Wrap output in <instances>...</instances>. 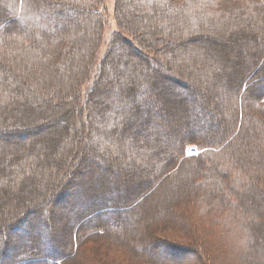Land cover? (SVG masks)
Masks as SVG:
<instances>
[{"label":"trees","instance_id":"1","mask_svg":"<svg viewBox=\"0 0 264 264\" xmlns=\"http://www.w3.org/2000/svg\"><path fill=\"white\" fill-rule=\"evenodd\" d=\"M107 1L0 0V264H213L214 259L200 246L205 244L199 242L193 227L186 236L194 232L196 242H191L196 244L194 248L169 244L154 235L162 224L173 231L184 227L188 232L190 224L183 223V219L187 220L178 209L194 200L211 211H225V222L231 219V224L240 228L241 231L232 230L241 237L239 264H264V253L259 252L264 247V0H143L144 7H150L151 19H157L156 31L163 38L150 35L152 32L145 38L140 29L125 21L122 0H112L116 30L108 37L106 51L96 55L87 41L89 35L94 41L103 35ZM190 27L192 33L186 30ZM245 31L256 35L248 43L256 45L257 53L241 63L238 76H231L227 87L222 89V129L207 137L200 136L182 122L176 132H182L183 138L173 135L167 144L163 141L162 147L143 139L142 147L134 144L126 153L123 146L116 145V139L123 132L126 134L129 126L124 128L122 124L110 133L99 132L100 126H107L106 118L115 126L119 119L123 123L124 116L134 118V111L151 99L143 91L155 93L158 80L189 95L192 86L186 80L187 75L172 71L174 65H169L174 57L179 59L176 49L180 43L204 38L212 44L213 37L227 32L232 39H242L238 40L242 44ZM121 46L131 48L143 69L136 67L133 76L136 81L132 78L122 92L134 111L122 113L117 119L112 117L115 114L112 108L97 109L91 103L101 91L104 67L114 65L111 55L115 47ZM134 62V58H129L122 64L124 73L132 71ZM146 69L150 70L147 76ZM140 78L141 82L144 79L143 85L138 82ZM136 98L140 99L138 103ZM93 110L99 116L96 121L90 116ZM55 113L59 118H70L69 133L77 131L74 143L70 141L69 145H66L69 138L64 135L63 151L61 146L57 148L55 139L27 135L37 134L38 125ZM91 137L108 142L121 157L128 154L131 165L148 173L145 189L139 195L142 197L139 206L145 200L148 213L128 219L135 228L131 231L122 228L125 224L120 213L129 209L131 202L139 203L140 197L134 198L137 191L130 195L121 190L120 197L126 196L124 202L117 195H110L96 203L99 200L96 197L88 200L81 195L75 173H70L75 164L84 166L83 157L76 158L74 164L71 159L77 155L80 144ZM172 143L176 149L170 152L171 159L167 161L164 151ZM193 144L200 153L185 156V147ZM116 146L120 147L116 150ZM55 149L59 159L52 157ZM94 158L98 160V154ZM187 178L192 184L174 201L171 215L165 211L153 215L156 191L172 181ZM51 193H55L53 198L59 204L56 210H51L52 215H60L57 219L66 220L62 210L67 205L73 210L68 229H63V244L51 228L52 215L46 220H32L29 228L34 233L24 228L29 215L35 216V207H39L34 204L28 209L30 204L24 206L25 202L30 203L29 199L35 202L37 198L39 203L44 202ZM103 212H107L105 216ZM87 215L92 216L85 220ZM97 219L102 222H95ZM218 220L222 222L224 218ZM13 230L19 231L16 242L2 240V233ZM37 239L38 248L43 246L42 254L35 252L34 244L27 246L35 240L37 243ZM174 249L182 252L179 262L148 255L174 254Z\"/></svg>","mask_w":264,"mask_h":264},{"label":"rangeland","instance_id":"2","mask_svg":"<svg viewBox=\"0 0 264 264\" xmlns=\"http://www.w3.org/2000/svg\"><path fill=\"white\" fill-rule=\"evenodd\" d=\"M142 1L143 0L121 1V8L123 16L125 17V21L127 23H132L135 28L140 29L142 33L145 34V38H147L148 34L151 32L152 33L150 35H158L159 38H163V34L156 31V29H158L157 19H153V17L151 19V14H149L148 11V9L150 10V7L148 9L144 7V3ZM106 4L107 22L103 28V35H101L99 39L97 38L96 41L93 40L94 37H92V35H89L90 37L87 41L89 42V46L93 48L94 52L96 51V55H101L106 51V48L109 47L108 37L116 30L112 16V0H108ZM147 14L149 17H146ZM68 15L73 14L68 13ZM186 30L189 33L194 31L191 27ZM226 33H220L213 37L214 40L212 39V44L207 39L198 38L197 40L180 43V45H178L176 50L177 55H179V59L176 60L177 58L173 56L175 59L173 61H169V65L172 67L174 65L172 71H177L180 74L187 75L186 80H188L192 86V89L190 88L188 90L189 95L185 96L178 92L177 88L168 87L163 81L158 80L160 84L157 86L155 93L153 92L154 94L151 93V91H143L145 95H151V99L148 104L141 106V108H139V110L137 109L136 111L132 109V103H130L127 97L123 99L122 92L124 89H126V87H129V82H131L132 78H134L136 81V76L133 77L135 72L134 70H136V67H138L137 69H143L141 65L142 63L140 62V59L132 53L131 48L123 46L115 47L111 55L114 65L112 66L110 64L104 67L101 91H99L97 95L93 96V101L91 104L97 109H103L104 107H107L108 109L112 108V112H115L114 116H112L113 118L118 119L122 113L133 111L135 112V117L131 118L133 117L131 116L129 118L124 116L123 123L122 120L119 119L117 120L116 126L114 123L110 125V118H106L108 124L106 127L100 126L101 129L99 132L106 131L110 133L113 128L120 129L122 124L124 125V128L125 125L127 127L129 126L126 134L123 132V134L118 139H116V145L123 146L126 153L129 151L130 147H134V144H137L136 146L139 145V148L142 147L140 146V143L143 139V141L151 140L155 146L159 145V147H162V144L164 142L167 144L173 135L175 136L174 138H178V136L183 138V135L181 134L182 132H176L177 125L181 126V124H183L182 122H185L183 125H187L188 128H190V131L200 136L205 135L207 137L208 134L212 135L214 130L219 131V129H222L223 123L221 121V117L223 114L221 113V102L224 99L222 89L227 87V82L231 76L236 77L239 69H241V63L244 64L249 56L257 53L256 45H249L248 43L249 40H254L253 37L257 38L256 35L253 36L254 33L245 31L241 37L245 39L244 43L242 44L238 43V40L242 39H232L231 37H228ZM207 36L209 35L207 34ZM97 41L98 44L96 45ZM129 58H134L136 61L134 63H137V65L134 64L131 66V72L124 73L122 64H126ZM200 71H203V73H200ZM144 72L146 73L145 76L150 74L149 69H146ZM215 77L216 80L214 79ZM141 81V78L138 79V82L142 83L143 85L144 79L143 82ZM117 85L118 89H116ZM135 101L138 103L140 99L136 98ZM61 107H65V105H61ZM59 109L60 106H57V110ZM190 109H192L193 112L190 111ZM94 110L90 115L92 121H96L99 117ZM58 115L59 114L55 113V115L50 116L48 119H46V121H42V123L38 125L37 134L34 132H29L27 135L30 136V138L41 136L45 139H55L58 144L57 148L60 146L62 147L64 135L65 137L69 138V140L66 141V145H69L68 142L70 141L74 143L77 131H74L73 134L68 132L69 129L72 128L70 118H59ZM183 125L182 127H184ZM91 138L92 139L88 140L87 143L83 142L80 144L76 150V156L78 157L73 156L71 159V163L73 162V164L77 162L76 158L83 157L82 161H85L84 166L79 167L80 173H78V176H75L81 195L88 200L96 197V199H99L98 201L96 200V203H98L101 198H107L110 195H117L120 197V194L124 192L123 189H125L130 195L135 194V191H137V195L134 198L139 200L141 192H143L145 189L144 183L148 179L146 176L148 173L145 172V169L138 167L137 169L135 165H131L129 158L127 157L128 154L123 155V157L117 155L115 149L108 146V142H105L102 139L100 140V138L97 137H94L95 139H93V137ZM10 141L12 140L10 139ZM174 145L175 144L172 143L171 145H168L167 149H165V160L170 161V152L176 149V146ZM119 147L116 146V150ZM187 147H195L198 151L197 145L193 144L188 145ZM62 148L63 151L65 149V145H63ZM56 150L57 149L54 151L55 155L52 157L59 159L58 156L60 155ZM94 154H98L100 160L95 159ZM177 180H179L177 182L180 183L172 181L169 183V185H165L164 188L156 191L154 196V199L156 200L155 213L153 215H160V213L164 211L166 214L171 215V207L173 206L174 201L178 197L182 196L181 194L185 192L192 184V180H188V178L185 181H181L180 179ZM121 190L123 192H121ZM54 194L51 193V195H49L47 199L41 203H39L40 198L35 200L36 203L31 199H29L30 203L25 202L24 206L30 204V206H27L28 209H32L34 204L39 205L38 208L35 207L36 211L34 210V212L37 214H35V216L33 213L32 215H29V222L24 225V228L28 227V232L31 231L29 225L32 220H35L36 218L46 220L48 217H51V210L53 208L55 210L58 208L57 206L59 204L56 205V200L53 198ZM125 197H123V199L120 197L122 202L125 201ZM141 200L142 197H140V200L138 201L139 203L137 204L131 202V207L120 213L122 215L121 217H123V219H121L122 223L125 224L122 226L123 229H129V231L135 229L132 228L133 222L131 221L130 223L128 219L133 220V218H136L140 214L148 213V211L146 212L147 207H145V205L147 203L145 200H143V203H141V206H139ZM144 202L146 203L145 205ZM94 203L95 202H93V204ZM186 206H188V208H186ZM70 208L72 207L67 205L62 210L65 213H62L63 216L67 217L66 220L65 218L64 220L63 218L57 219L60 217V215H52L51 228L53 229L54 234L60 239V244H63L65 239V232L63 229H68V224L70 222L68 218L73 211H70ZM177 208H175V210H177ZM115 209H117V207H115ZM178 211H180L187 220L186 222L183 219V223L190 224L188 226L190 227L188 232H186L187 228L185 229L184 227H182V229L175 228V231H173V229H170L169 227H163L162 224L156 228V231H154V235H156V237L165 240V242H168L169 244H178L185 248H194L196 244L194 245L191 243L193 240L195 241L193 237L194 232L186 236V234L192 232L190 229L193 227V230H195V236H199V242L205 244L199 245L204 249L206 248V250L209 252L210 256L214 259L213 264H239L238 258L239 253L241 252V237H239L232 230H241L239 227L237 228V226L231 224V219L229 220V223L227 221L225 222V211L218 209L211 211L201 201L195 200L194 203H188L187 205H184V207L179 208ZM106 213L107 212H103V216H105ZM91 216L92 215H87V217L84 216V219L86 220ZM221 217L224 218L222 222L218 220V218ZM95 222L101 223L102 221L101 219H97ZM23 224L24 223H22V225ZM58 228L62 229V231L58 230ZM18 232L19 231L17 230H13L8 233H2V240L6 238L14 243L18 240ZM31 233H34V231H31ZM86 233H90V231ZM84 234L85 233H82V236ZM43 235L44 233H42V236ZM37 238H39V236H37ZM154 240L158 241L159 239ZM34 242L27 243V246L29 244H34V247L36 248L35 252L43 253L41 249L43 246L38 248L39 240L37 239V243L36 240ZM107 243L110 242L107 241ZM204 249L201 251L204 252ZM174 251V254L170 253L169 255H157L156 253L148 255L154 259L156 258L174 262L181 261L182 252L177 251V249H174ZM259 252L264 253L263 246H261ZM233 253H236V256H233Z\"/></svg>","mask_w":264,"mask_h":264},{"label":"bare ground","instance_id":"3","mask_svg":"<svg viewBox=\"0 0 264 264\" xmlns=\"http://www.w3.org/2000/svg\"><path fill=\"white\" fill-rule=\"evenodd\" d=\"M82 163L75 164L73 168L70 170V173H75L74 176H78V173H80L79 167L82 166Z\"/></svg>","mask_w":264,"mask_h":264},{"label":"built area","instance_id":"4","mask_svg":"<svg viewBox=\"0 0 264 264\" xmlns=\"http://www.w3.org/2000/svg\"><path fill=\"white\" fill-rule=\"evenodd\" d=\"M185 154L188 156H192L196 154V149L194 147H187L185 149Z\"/></svg>","mask_w":264,"mask_h":264}]
</instances>
